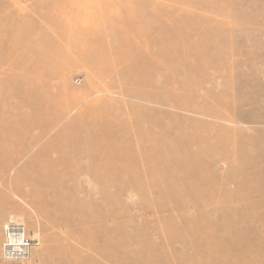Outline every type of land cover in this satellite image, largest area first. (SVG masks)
Here are the masks:
<instances>
[{
  "label": "rangeland",
  "instance_id": "obj_1",
  "mask_svg": "<svg viewBox=\"0 0 264 264\" xmlns=\"http://www.w3.org/2000/svg\"><path fill=\"white\" fill-rule=\"evenodd\" d=\"M252 68L264 81V0H0V264H110L91 246L128 238L149 264H264V109L225 92ZM95 100L111 113L91 131L75 120ZM101 129L185 148L192 173L161 186L150 162L100 158ZM60 132L68 167L52 169L38 153ZM12 219L35 244L25 262L2 257Z\"/></svg>",
  "mask_w": 264,
  "mask_h": 264
},
{
  "label": "bare ground",
  "instance_id": "obj_2",
  "mask_svg": "<svg viewBox=\"0 0 264 264\" xmlns=\"http://www.w3.org/2000/svg\"><path fill=\"white\" fill-rule=\"evenodd\" d=\"M79 23H81V22L79 21ZM138 71H139L138 65L135 64L133 66V76L126 74L127 76H124L125 81L135 82V78H136V75L138 74ZM241 74L243 75L242 76L243 80L240 82H237V84H230L227 82L229 85H232V86L231 87L226 86L225 92L233 94L232 97H234V98L240 97L239 98L241 101L240 104H246V105L252 106L253 107L252 109L257 110L258 112L262 111V109H264V101L263 100L261 101L259 97L261 96V94L262 95L264 94V81L258 79V77L256 76V70L254 68H252V71L251 72L249 71L248 74H243V73H241ZM149 83H150V81L146 80V82L144 84H149ZM232 87L234 88V91L231 90ZM251 88L254 89L253 94L255 96H257L259 99V102L257 104H255L254 100L249 99V97L247 95L248 90H250ZM83 96H85V95H83ZM87 96H89V95H87ZM87 96H85V97L87 98ZM40 99H42V97ZM83 99H84V97H83ZM96 100H98V99H96ZM96 100L93 101L92 103L88 104L87 106H85L86 107L85 113L82 116L80 115L81 117L76 116L77 120H75V121L80 122L79 120H81L86 125V127H90V129L92 127L96 128V117L99 118V120L97 121V124H98L99 122L103 121L105 114L111 113V110L110 111L108 110L109 106L106 104L107 100L106 101L102 100L101 102H97ZM43 101H44V105L42 107L38 108V112H40L43 116L47 117L46 118L47 121L45 123L46 125L44 124V126H46L48 128L50 126H53L56 122L59 123L57 120L60 117L61 113L58 115L59 117H56L54 115H57V113L54 114V112H53V114H54L53 116L56 118H54L53 116L50 117V114L53 111V109L57 108V107L52 108V106L54 105V103L56 101V98L47 97V98H44ZM89 102H91V101H89ZM89 102H87V103H89ZM111 106H113V104L112 105L110 104V107ZM71 108H73V107H71ZM91 110H93V111H91ZM55 112H57V110ZM119 112H120V110H119ZM124 112H126V111H124ZM124 112H123V114H124ZM121 115L122 114L120 113V116ZM148 117H150L148 115V112H144L143 109H139V110L136 109V112H134V115H132V118H130L129 120L134 121V122H138L141 120V118L147 119ZM76 118H74V119H76ZM252 121H253V123L264 124V115L259 113L256 116L252 117ZM73 125H72V128H73ZM78 125H76L75 127L77 128ZM69 127H71V126H69ZM66 128L67 127H65V129ZM72 128H71V130H73ZM83 130H84V126H83ZM83 130H81V131H83ZM66 131H67V129L64 132H66ZM79 131H80V129H79ZM91 131H94V130L91 129ZM86 132H88V131L86 130ZM66 133L60 132L59 135H57L56 137L49 140L46 143V145H44L40 149V151L38 153L40 155L39 158L43 162L44 161L45 162L50 161L49 158H50V155L52 153L56 154V159L54 161H50L49 167L52 169H54V166L59 164V163L62 166L68 167V152L69 151H68V136H66ZM80 133L83 134L82 132H80ZM80 133L77 132L76 134L80 135ZM94 133L96 134V136L100 140V142L98 143V144H100V147H101V152L99 153L100 158H107V159H109V161H111V163L115 162V164H117L116 162L119 163V162H125V161H128V162L133 161L134 163L135 162L137 163L140 161H142V162L146 161V163L150 162L152 164L153 169H151V171L149 170L150 174L149 173H147V174L152 175V178H154L155 182H157L156 180H158L159 182H162V183H160L161 186H163V184H165L166 186H171L170 182L164 180L166 178L176 177V176H186V175H189L192 173V169H193L192 168V162L190 160H188V157H187V154H189V152L185 151V148L181 149L179 151L178 149L165 144L163 141V138L161 139V137L156 138V137L149 136V135H144V134L139 135L138 134L139 136L138 135L132 136V139H131L129 137V135H127L128 130L121 132V133H118V134L117 133L114 134L112 132H105L104 130H102L101 132L96 131ZM167 133H169V130H167ZM76 134H75V136H76ZM164 135H169V134H164ZM184 135L185 134L183 133L182 136H184ZM44 136H45V133L43 130L37 138L31 137L29 135L27 136V138L28 139L32 138L31 143H33L38 138H41ZM74 138H77V137H74ZM78 138H79V136H78ZM78 142H80V141H78ZM31 143L29 142L28 144H31ZM78 146L79 145H77V147ZM71 147H73V146H70V148ZM164 148H166V149H164ZM74 156L80 157L81 155L73 153V157ZM77 160H79V158H77ZM103 161H104V159L102 160V162ZM249 164H255V163L250 161ZM237 170H240L241 174H245L249 170V167L239 168ZM86 171H87V169H86ZM113 171H115V169H113ZM262 172H264V170ZM87 173H88V171H87ZM128 173H130V172L128 171ZM97 174H100V172H97ZM111 174H112V172H111ZM88 175H89V173H88ZM118 175H119V173H118ZM128 176H129V174H128ZM129 177H131V176H129ZM263 177H264V175H263ZM108 178H107V180H109ZM155 178H156V180H155ZM159 179H162V181ZM104 181H106V180H104ZM157 184H159V183L157 182ZM104 186H102V187H104ZM118 187H120V186H118ZM135 187L134 188L131 187V189L132 188L135 189ZM139 187H140V185H139ZM142 187H143V184H142ZM160 188L164 189V187H160ZM100 190H102V189H100ZM122 190L124 191V189H122ZM159 191H161V190L159 189ZM141 192H142V189H141ZM163 192H164V190H163ZM160 193H162V192H160ZM119 195H121V194H119ZM120 198H119V200H120ZM101 199H104V198H101ZM178 204L180 205V203H178ZM183 204H185V203H183ZM183 204L181 203V205H183ZM106 205L108 206V204H106ZM91 217L95 220L91 219L90 217H83L81 219L82 223L98 222L99 220H101L100 217L103 218V216H100V217L98 216L96 218L94 216H91ZM105 217H106V214H105ZM105 217H104V219H105ZM10 222L17 225L18 230L14 231L12 233L9 232L8 233V239H11L10 242L13 245H18L20 242H22V239H25L24 229L20 225L17 224L16 220L12 219L11 221H9V223ZM7 226H5V237H7V231H6ZM141 242H142V239H141ZM143 243H145V242H142V244ZM146 244H148V243H146ZM13 247H15V246H13ZM137 247H139L140 249ZM91 248L96 253V255L98 257L100 256V258L106 260L110 264H149L148 262H150L146 257H144L145 250L149 247L136 245V244H134V240L129 239V238L128 239H121V240L105 239L104 240V247L91 246ZM28 259H29V257H28Z\"/></svg>",
  "mask_w": 264,
  "mask_h": 264
},
{
  "label": "built area",
  "instance_id": "obj_3",
  "mask_svg": "<svg viewBox=\"0 0 264 264\" xmlns=\"http://www.w3.org/2000/svg\"><path fill=\"white\" fill-rule=\"evenodd\" d=\"M17 228V225L12 222H10L6 228L7 237H4V242L2 244V257L5 262L21 263L27 261L30 256L31 248L35 245L30 239L26 238L22 239V242L18 245H13L10 242L11 239H8V233L18 230Z\"/></svg>",
  "mask_w": 264,
  "mask_h": 264
}]
</instances>
